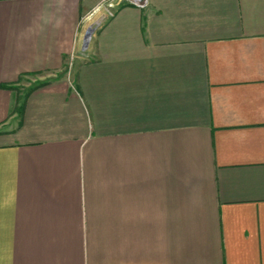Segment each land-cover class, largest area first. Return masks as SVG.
I'll use <instances>...</instances> for the list:
<instances>
[{
    "label": "crops",
    "instance_id": "obj_1",
    "mask_svg": "<svg viewBox=\"0 0 264 264\" xmlns=\"http://www.w3.org/2000/svg\"><path fill=\"white\" fill-rule=\"evenodd\" d=\"M100 2L0 0V264H264V0Z\"/></svg>",
    "mask_w": 264,
    "mask_h": 264
},
{
    "label": "rangeland",
    "instance_id": "obj_2",
    "mask_svg": "<svg viewBox=\"0 0 264 264\" xmlns=\"http://www.w3.org/2000/svg\"><path fill=\"white\" fill-rule=\"evenodd\" d=\"M136 1V2H135ZM101 0V2L96 6L93 7L91 12H89L86 17L83 19L82 25L84 26V34L82 38V48L85 49L88 44L92 41L94 34L100 27L102 21L111 14L114 8H116L119 4L120 5H135L141 4L143 0ZM86 37L87 40H86ZM82 49V50H83ZM83 53V52H82ZM72 62V60H71ZM72 64V63H71ZM37 82L31 81L30 85L33 86ZM27 87L24 89L17 90V95L19 98L24 94Z\"/></svg>",
    "mask_w": 264,
    "mask_h": 264
},
{
    "label": "trees",
    "instance_id": "obj_3",
    "mask_svg": "<svg viewBox=\"0 0 264 264\" xmlns=\"http://www.w3.org/2000/svg\"><path fill=\"white\" fill-rule=\"evenodd\" d=\"M1 87H7V86L1 85Z\"/></svg>",
    "mask_w": 264,
    "mask_h": 264
},
{
    "label": "built area",
    "instance_id": "obj_4",
    "mask_svg": "<svg viewBox=\"0 0 264 264\" xmlns=\"http://www.w3.org/2000/svg\"><path fill=\"white\" fill-rule=\"evenodd\" d=\"M135 1V0H134ZM136 2V1H135ZM135 5H140V4H135Z\"/></svg>",
    "mask_w": 264,
    "mask_h": 264
},
{
    "label": "bare ground",
    "instance_id": "obj_5",
    "mask_svg": "<svg viewBox=\"0 0 264 264\" xmlns=\"http://www.w3.org/2000/svg\"><path fill=\"white\" fill-rule=\"evenodd\" d=\"M88 37H86V40H87Z\"/></svg>",
    "mask_w": 264,
    "mask_h": 264
}]
</instances>
